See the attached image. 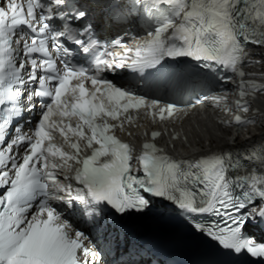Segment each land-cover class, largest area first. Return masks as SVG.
I'll return each mask as SVG.
<instances>
[{
	"label": "snow or ice",
	"instance_id": "6c2138e0",
	"mask_svg": "<svg viewBox=\"0 0 264 264\" xmlns=\"http://www.w3.org/2000/svg\"><path fill=\"white\" fill-rule=\"evenodd\" d=\"M130 2L134 7L145 3L173 6L180 22L159 26L150 33L149 43L135 48L119 44L122 55L104 45L93 72L70 65L69 50L61 39L66 37L82 45L85 52L96 49L99 42L91 38L88 28L77 31L66 23L63 31L57 32L49 23L55 16L54 8L45 6L42 0H0V134L21 113L20 100L26 92L29 107L34 96L50 98L42 105L44 110L35 128L31 132L17 129L18 136L0 148V264H103L90 238L56 205H75L72 215L95 223L104 205L121 216L132 211L144 213L152 207L153 198L175 204L197 232L222 248L232 249L237 255L246 249L253 258H264V242L241 239L249 219L264 218V172L247 167V175H241L245 165L231 154L172 158L162 154L155 143L143 145L136 160L138 166L133 167L129 144L111 134L123 127L121 116L130 109L148 106L158 110L164 120L176 106L146 101L102 76L106 71L126 68L143 73L166 58L187 56L206 65L222 66L243 78L240 66L246 45L264 47V0ZM63 3L54 0L56 6ZM252 3L258 10L249 7ZM253 12L261 26L259 36L246 19ZM85 15L81 11L76 19ZM25 27L31 36L23 30ZM37 82L43 91L28 87ZM252 87L264 91V86ZM203 102L201 98L196 104ZM238 107L248 110L246 103ZM72 117L78 118L75 127L66 122ZM116 121L120 123H113ZM56 132L66 140L69 132L77 138L70 145L72 154L51 143ZM152 135L155 138L160 133ZM57 155L60 162L50 163V158ZM69 161L80 165L74 177H64L74 179L75 188L71 182L61 183L55 172L68 168ZM258 164L264 168V159ZM216 216L222 218L221 223L208 221Z\"/></svg>",
	"mask_w": 264,
	"mask_h": 264
},
{
	"label": "bare ground",
	"instance_id": "6f19581e",
	"mask_svg": "<svg viewBox=\"0 0 264 264\" xmlns=\"http://www.w3.org/2000/svg\"><path fill=\"white\" fill-rule=\"evenodd\" d=\"M250 56L254 58V62L248 68L258 74L250 75L248 79L250 86L246 85L248 98L252 103L244 115L254 114L256 117L251 125L236 128L227 125L229 106L226 104L214 111L209 108L176 106V111L164 120H158L143 110L137 111L131 119L125 121L123 133L128 132L127 138L140 145L142 139L148 136L153 128H160L163 137L159 140L171 153L194 157L211 153L222 154L226 148L252 147L264 143V91H256L252 87L258 85L257 82L261 84L258 86H264V48L252 49ZM260 73L263 76H259ZM174 131L179 137L171 140L170 136ZM256 154L253 160L257 163L251 162L248 167H251L253 172H264V168L258 164L264 159V150L261 155ZM59 170L64 173V169Z\"/></svg>",
	"mask_w": 264,
	"mask_h": 264
}]
</instances>
